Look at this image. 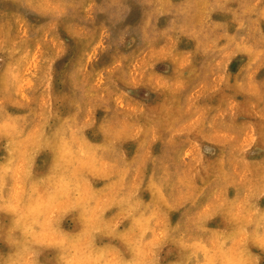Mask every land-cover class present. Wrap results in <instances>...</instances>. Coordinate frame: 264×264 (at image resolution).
<instances>
[{
  "label": "rangeland",
  "instance_id": "1",
  "mask_svg": "<svg viewBox=\"0 0 264 264\" xmlns=\"http://www.w3.org/2000/svg\"><path fill=\"white\" fill-rule=\"evenodd\" d=\"M175 1L0 0V264H264V120L232 197L179 233L149 181L155 129L128 98L174 92L157 62L215 38L263 95L264 0Z\"/></svg>",
  "mask_w": 264,
  "mask_h": 264
},
{
  "label": "crops",
  "instance_id": "2",
  "mask_svg": "<svg viewBox=\"0 0 264 264\" xmlns=\"http://www.w3.org/2000/svg\"><path fill=\"white\" fill-rule=\"evenodd\" d=\"M180 7H186V0H176L172 13ZM216 21L222 23L219 18ZM167 28L165 25L161 30ZM196 34L190 27L187 37L200 41ZM214 41L209 50H175L177 61L157 62L178 87L176 93H142L143 89H136L128 97L130 103L145 109L147 120H142L147 122V133L155 129V136H150L154 138L149 140L154 155L147 159L155 174H150L149 181L161 184L179 233H190L194 224L198 234L204 217L216 213L213 207L220 194L232 197L239 182L237 170L258 158V146L246 147L245 143L250 141L253 128L264 120V94L253 83L250 65L236 54L229 57L228 50L216 47ZM136 51L126 53L131 56ZM109 54L92 58L91 68L111 66ZM133 60L130 57L129 64ZM4 106L0 102V111ZM112 113L118 114L116 109ZM130 143L131 149L137 150L143 141Z\"/></svg>",
  "mask_w": 264,
  "mask_h": 264
},
{
  "label": "bare ground",
  "instance_id": "3",
  "mask_svg": "<svg viewBox=\"0 0 264 264\" xmlns=\"http://www.w3.org/2000/svg\"><path fill=\"white\" fill-rule=\"evenodd\" d=\"M33 56V55H32ZM32 60V59H31Z\"/></svg>",
  "mask_w": 264,
  "mask_h": 264
}]
</instances>
